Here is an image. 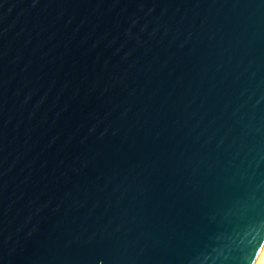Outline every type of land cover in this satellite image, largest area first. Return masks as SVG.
Listing matches in <instances>:
<instances>
[{"label":"water","instance_id":"water-1","mask_svg":"<svg viewBox=\"0 0 264 264\" xmlns=\"http://www.w3.org/2000/svg\"><path fill=\"white\" fill-rule=\"evenodd\" d=\"M263 238L264 0H0V264Z\"/></svg>","mask_w":264,"mask_h":264},{"label":"bare ground","instance_id":"bare-ground-1","mask_svg":"<svg viewBox=\"0 0 264 264\" xmlns=\"http://www.w3.org/2000/svg\"><path fill=\"white\" fill-rule=\"evenodd\" d=\"M263 254H264V238H263L261 244L259 245V247H258V249H257V251H256V253H255L250 264H261L260 262H262L261 258L263 257Z\"/></svg>","mask_w":264,"mask_h":264},{"label":"rangeland","instance_id":"rangeland-1","mask_svg":"<svg viewBox=\"0 0 264 264\" xmlns=\"http://www.w3.org/2000/svg\"><path fill=\"white\" fill-rule=\"evenodd\" d=\"M263 257H264V254H263ZM263 257L261 258V261H262V262H260L261 264H264V258Z\"/></svg>","mask_w":264,"mask_h":264}]
</instances>
